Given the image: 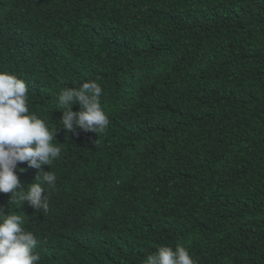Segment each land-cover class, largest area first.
Returning a JSON list of instances; mask_svg holds the SVG:
<instances>
[{
	"label": "trees",
	"instance_id": "1",
	"mask_svg": "<svg viewBox=\"0 0 264 264\" xmlns=\"http://www.w3.org/2000/svg\"><path fill=\"white\" fill-rule=\"evenodd\" d=\"M0 71L53 132L59 92L86 81L110 121L59 128L46 213L0 192L37 264H146L177 244L264 264V0H0ZM19 167L26 190L40 170Z\"/></svg>",
	"mask_w": 264,
	"mask_h": 264
},
{
	"label": "clouds",
	"instance_id": "2",
	"mask_svg": "<svg viewBox=\"0 0 264 264\" xmlns=\"http://www.w3.org/2000/svg\"><path fill=\"white\" fill-rule=\"evenodd\" d=\"M102 92L95 80L63 88L57 97L58 110L63 113L59 121L62 126L53 132L44 119L30 111L27 82L0 71V192L11 193L9 204L19 197L43 214L49 211V190L55 189L57 183L52 163L62 154V143H53V137L59 128L70 132L77 128L95 133L105 130L110 121L101 104ZM74 105H79L80 110L73 111ZM22 162L40 170L26 190L18 175V171H25L19 167ZM44 165L51 170L44 171ZM38 243L37 235L24 227L21 215L0 206V264H37L41 259L35 252ZM146 264L197 262L185 246L177 244L175 249L159 247L155 254L147 256Z\"/></svg>",
	"mask_w": 264,
	"mask_h": 264
}]
</instances>
